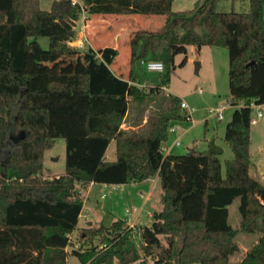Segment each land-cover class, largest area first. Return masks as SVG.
<instances>
[{"label":"trees","instance_id":"trees-1","mask_svg":"<svg viewBox=\"0 0 264 264\" xmlns=\"http://www.w3.org/2000/svg\"><path fill=\"white\" fill-rule=\"evenodd\" d=\"M219 1L174 11V0H53L49 10L40 7V0H0V264H67L89 185L140 184L155 176L162 208L153 212L150 226L136 228L145 240L143 253L133 239L135 229L120 218L109 227L84 229L81 239L88 244L100 238L110 246L101 252L97 245L74 249L82 264H232L231 257L241 250L239 229L229 223V206L236 198L240 230L258 234L239 264H264V183L250 173L253 109L247 105L264 99V0H250L244 12L219 11ZM84 11L163 15L167 21L161 30L131 32L132 68L126 76L111 68L119 54L112 46L90 48L82 69L27 68L29 54L45 51L41 37L49 38L51 56L78 53L70 42L78 37ZM191 45L228 49L235 106L224 136L232 159L222 162L224 149L215 138L206 150L187 152L193 164L204 168V220L195 225L188 223V208L171 189L180 161L163 150L171 123L189 120L183 100L170 95L166 114L151 113L133 123L136 128L123 127L131 104L142 105L164 90L142 86L135 64L162 61L159 72H165L166 86L177 67L175 57L184 54L179 66L186 65ZM241 103L246 105L236 106ZM22 131L25 136L16 142L13 137ZM61 138L65 170L52 174L45 168L46 151ZM112 141L117 159L107 161ZM197 188L194 179L191 190Z\"/></svg>","mask_w":264,"mask_h":264},{"label":"rangeland","instance_id":"rangeland-1","mask_svg":"<svg viewBox=\"0 0 264 264\" xmlns=\"http://www.w3.org/2000/svg\"><path fill=\"white\" fill-rule=\"evenodd\" d=\"M53 0H40V7L44 10L51 8ZM204 0H174V11H187L194 9ZM219 11H238L244 12L250 9V0H220L217 6ZM83 16V14H82ZM81 16V17H82ZM154 16L137 15L138 24L146 26ZM164 19L167 21V16ZM82 22H79V24ZM165 27L163 21L158 20L157 25L149 27L150 30H161ZM78 30V28H77ZM79 34V30H78ZM39 41L45 51L40 53L30 54L41 58L50 57L46 51L49 48V38L41 37ZM184 58V54H178L175 57L176 68L171 72L170 83L163 86L162 77L165 72L150 71L146 65L140 63L135 64V71L138 79L145 85H160L164 89L162 93L152 95L146 98L144 103L140 105L138 102L130 106L128 122L136 124L146 118L151 113L166 114L170 102V95L179 96L185 101L189 109L192 111V120L173 121L171 127H177L175 130H170V137L167 143L163 145L165 153L169 148L173 155L178 158L180 165L175 169L172 176L171 189L176 198L183 199L185 207L188 208L187 220L189 224H201L204 220L203 200L205 198V188L203 182L204 168L200 163L193 164L192 160L187 156V152L191 149L204 151L208 148V141L215 138L217 143L224 149L221 156L224 163L228 159L234 157L230 145L224 140L226 125L231 120L234 106L230 105L232 96L230 93V77H229V52L225 47L219 46H203V49H198L195 45L188 48V62L183 67L179 63ZM201 63L199 72H196V62ZM63 62V61H62ZM84 58L79 57L77 68L82 69ZM42 63L28 64L29 69H40ZM62 70H68L70 67H60ZM78 70V69H77ZM223 104L230 105L224 111V118L219 120L218 117L211 111V108L221 106ZM264 109V108H263ZM251 130V145L250 152L252 157V165L250 173L253 177L264 183V116L257 117V109L252 111ZM170 127V128H171ZM181 142L176 145V141ZM66 144L64 139H59L55 142L52 148L46 151L45 168L50 170L52 174H59L65 170ZM117 159L116 142L112 141L108 147L106 160L113 161ZM199 161H202L201 159ZM46 177V176H45ZM196 179L198 188L191 190L192 181ZM154 182V181H153ZM152 189L150 190V186ZM150 190V193L148 192ZM160 183L149 182L146 184L127 185L124 189L116 186H95L90 193H84L86 196L87 206H91L98 210L101 214L105 226L109 227L114 222L115 218H127V222L131 228H134L133 239L143 253L142 247L145 243L144 237L139 229V225H151L152 214L156 210L162 208L159 198ZM138 194L142 192L144 196L138 197L135 205L138 207L137 212L127 213V208L132 209L133 206L128 200V193ZM144 197V198H143ZM148 199L144 207H140L145 200ZM139 205V206H138ZM240 198H236L229 206V223L236 229H239L236 241L240 244L241 250L231 257V263L235 264L245 254V249L249 248L258 239V234L246 233L240 230L241 213L239 210ZM127 225V226H129ZM86 227V218L81 217L78 227L71 234V244L68 246L67 264H82L79 256L73 254L74 249L85 250L92 245L100 246L103 241L96 238L94 243L88 244L85 239H81L82 233ZM129 226V228H130ZM97 227V226H95ZM163 243H166L165 237L160 236ZM101 252V250H100ZM149 259V258H148ZM136 264V263H135Z\"/></svg>","mask_w":264,"mask_h":264},{"label":"crops","instance_id":"crops-1","mask_svg":"<svg viewBox=\"0 0 264 264\" xmlns=\"http://www.w3.org/2000/svg\"><path fill=\"white\" fill-rule=\"evenodd\" d=\"M137 15H93L89 14L88 12L84 11L83 16L78 20L77 22V28L79 30L78 37L70 42V44L77 48L79 50L78 53L74 55H63V56H50V57H44L42 60L41 58L28 55L27 58V65L30 64H39L42 63V67L47 69H60V67H70L69 70H77L79 57H83L84 53H86L90 48L93 49H99L101 47L106 46H112L116 49H118V56L115 59L114 63L111 65V68L114 72H116L119 75L126 76L131 68V51L129 46V37L131 32H133L136 29H148L149 27H153L157 25V21L161 20L163 21L164 25L166 24V20L164 19L163 15H157L152 18H150L148 24L145 26H142L143 24L137 22ZM79 22H82L79 24ZM203 49V47L201 48ZM84 58V57H83ZM63 61V62H62ZM86 65L85 61L83 63V67ZM147 118V116H146ZM146 118L144 121H146ZM124 128H136L132 126L131 122L126 121L123 124ZM176 143V142H175ZM177 145V144H176ZM108 150V149H107ZM107 154V152H106ZM166 154H172L170 148L169 151H167ZM106 157V156H105ZM154 181V182H153ZM152 182L156 183L159 182V179L157 176L143 182L140 184H146ZM139 184V185H140ZM97 185L101 186H116L121 187V189H124L127 185H138V183H132V184H99V183H91L87 190H85V193H90L93 188ZM152 185L150 186V190L152 189ZM150 190L148 191L150 193ZM161 191V186H160ZM160 191L159 194L160 195ZM84 193L85 202L83 210L80 214V219L82 216L86 218V227L83 226L82 228H90V227H99L101 223L103 222L101 214L98 212L97 209L87 206L86 204V194ZM142 192H139L138 194H133L132 192L128 193V200L131 203L133 207H137L135 205L136 200L138 199L137 196L142 197ZM144 198V197H143ZM160 198V196H159ZM147 198L145 197V200L142 202L143 204L140 207H144V203L147 204ZM161 202V201H160ZM139 206V205H138ZM129 216L126 217V219ZM79 219V221H80ZM117 220V218H115ZM114 220V221H115ZM128 224V222H127ZM79 225V224H78ZM250 248V247H249ZM249 248L245 249V254L249 250ZM68 251V247H67ZM243 257L239 259L235 264H239Z\"/></svg>","mask_w":264,"mask_h":264},{"label":"built area","instance_id":"built-area-1","mask_svg":"<svg viewBox=\"0 0 264 264\" xmlns=\"http://www.w3.org/2000/svg\"><path fill=\"white\" fill-rule=\"evenodd\" d=\"M142 64L146 65L147 69L150 71H162L164 69V64L162 61L159 60H152V59H144L141 61ZM182 107L188 109L189 113H190V117L189 120H192V111L189 109L188 104L183 101L182 102ZM230 105L234 106L232 101H230ZM230 105L228 104H223L221 106L215 107V108H211V111L218 117L219 120H222L224 118V111L230 107ZM245 103H241L238 104L236 106L241 107V106H245ZM250 108L252 109H257V117L260 118L262 116H264V99L261 102H258L256 99H253L249 104H247ZM235 107V106H234ZM255 121V119H252V123ZM177 129V127H171L170 130H175ZM177 145H180L181 142L179 140L176 141ZM164 148V147H163ZM139 209L138 207H133L132 209L127 208V213H131V212H137ZM153 215V214H152ZM129 218V217H128ZM130 223L126 224L129 225ZM130 226V225H129ZM128 226V227H129ZM131 228V226H130ZM110 244L107 243H102V245L100 246V250H106L107 248H109Z\"/></svg>","mask_w":264,"mask_h":264},{"label":"water","instance_id":"water-1","mask_svg":"<svg viewBox=\"0 0 264 264\" xmlns=\"http://www.w3.org/2000/svg\"><path fill=\"white\" fill-rule=\"evenodd\" d=\"M195 65H196V72H199V69L201 67V63L199 61H197ZM24 136H25V131H22L18 137H13V139L17 142L21 138H23Z\"/></svg>","mask_w":264,"mask_h":264}]
</instances>
